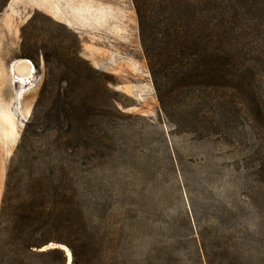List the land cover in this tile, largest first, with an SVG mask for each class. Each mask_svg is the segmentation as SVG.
Listing matches in <instances>:
<instances>
[{"label":"rangeland","instance_id":"obj_1","mask_svg":"<svg viewBox=\"0 0 264 264\" xmlns=\"http://www.w3.org/2000/svg\"><path fill=\"white\" fill-rule=\"evenodd\" d=\"M236 1L239 20L249 27L242 40L248 68L225 140L186 132L178 116L170 122L163 115L132 0H0L1 7L7 3L0 10V206L9 162L42 86L58 85L63 93L91 82L75 83L64 66L48 68L58 61L52 54L62 48L74 55L78 47L113 82L120 110L92 124L105 142H93L77 160L94 244L87 262L82 252L78 262L193 264L187 227L196 213L213 264L226 252L228 260L235 252L244 264H264V0ZM19 60L32 67L24 83L10 71ZM46 111L40 105L36 115Z\"/></svg>","mask_w":264,"mask_h":264},{"label":"trees","instance_id":"obj_2","mask_svg":"<svg viewBox=\"0 0 264 264\" xmlns=\"http://www.w3.org/2000/svg\"><path fill=\"white\" fill-rule=\"evenodd\" d=\"M132 3L163 115L170 122L178 116L185 122L186 132L215 133L226 140L232 131V109L240 105L235 92H243L248 68L242 46L249 27L239 20L238 1ZM33 19L34 15L30 22ZM74 43L77 46V40ZM75 49L74 55L62 48L58 56L52 54L50 57L58 61L48 68L53 72L64 66L75 83H85L88 78L91 82L69 85L63 93L58 85L42 86L6 172L0 206V264H68L63 246L71 252L70 264H80L79 252L87 262L94 246L88 237L86 195L81 182L76 181L80 173L77 160L93 142H105L93 133L92 124L118 115L120 110L114 97L117 93L110 89L113 82L81 58L78 47ZM22 51L26 52L25 44ZM25 57L33 58L28 51ZM181 99L186 104L177 108L175 102ZM44 104L47 111L37 116ZM187 231L193 243V264H213L196 213H191ZM228 253L221 254L216 264H244L235 252V258L231 254L228 260ZM181 264H189V259Z\"/></svg>","mask_w":264,"mask_h":264},{"label":"bare ground","instance_id":"obj_3","mask_svg":"<svg viewBox=\"0 0 264 264\" xmlns=\"http://www.w3.org/2000/svg\"><path fill=\"white\" fill-rule=\"evenodd\" d=\"M10 71L15 76L16 82L24 83L25 77L32 73V67L28 60H19L10 66Z\"/></svg>","mask_w":264,"mask_h":264},{"label":"water","instance_id":"obj_4","mask_svg":"<svg viewBox=\"0 0 264 264\" xmlns=\"http://www.w3.org/2000/svg\"><path fill=\"white\" fill-rule=\"evenodd\" d=\"M68 264H70V261H69V263Z\"/></svg>","mask_w":264,"mask_h":264}]
</instances>
